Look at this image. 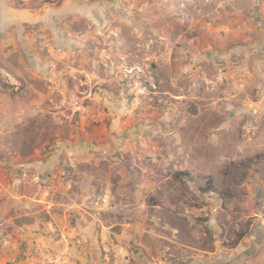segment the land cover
<instances>
[{
  "label": "rangeland",
  "instance_id": "obj_1",
  "mask_svg": "<svg viewBox=\"0 0 264 264\" xmlns=\"http://www.w3.org/2000/svg\"><path fill=\"white\" fill-rule=\"evenodd\" d=\"M9 3L0 264H264V0ZM47 165L98 242L5 253Z\"/></svg>",
  "mask_w": 264,
  "mask_h": 264
},
{
  "label": "crops",
  "instance_id": "obj_2",
  "mask_svg": "<svg viewBox=\"0 0 264 264\" xmlns=\"http://www.w3.org/2000/svg\"><path fill=\"white\" fill-rule=\"evenodd\" d=\"M9 5V0H0V30L6 29V23L18 26L22 22V13H20L21 15L15 12L9 13L6 10L7 8H10L12 11L16 10L9 7ZM1 15H12V17H8L7 21V19ZM16 37L14 33H9L7 37H2L0 39V63L6 62L5 50L7 47L8 50H10V48H18ZM1 70L4 69L2 68ZM52 164H55V161ZM57 168L58 167L53 165H47L43 168L35 167L36 175H46L44 179L46 181V186L38 188L37 184H34L28 192L23 191L19 196H16V198H18L17 203H21V205L23 203V205H27L28 207L30 206V209L27 210L26 216L21 218L18 224L15 223L14 220L9 221L12 223L13 228L11 229V233L7 234V236L9 238H14L17 245L13 246V248H11V246H6L8 251H5V253L14 249L15 253L24 251V253L32 254L33 250L42 243L43 245L48 244L53 246L56 253L58 251L60 254H63L64 251L68 249L73 250L75 248L74 244H70L72 237L88 238L90 241L96 240V230L94 229L93 223L96 224L98 218L94 215H87L84 213L85 208L83 207L87 206L86 202L83 201L85 200L84 192L82 191L79 194L80 196H75V198H63V196L60 195L63 186L60 187L59 184H54L51 178L55 176L54 171L56 170L54 169ZM57 190L60 193L55 196L54 191ZM11 194L13 195V193ZM258 198L264 201V192L259 194ZM33 206L36 207L32 208ZM111 232L112 231L107 228L103 231V234L108 240ZM96 241L98 242V240ZM108 243L109 245L112 244L110 242ZM32 264H39V258L36 257V261L32 260Z\"/></svg>",
  "mask_w": 264,
  "mask_h": 264
},
{
  "label": "built area",
  "instance_id": "obj_3",
  "mask_svg": "<svg viewBox=\"0 0 264 264\" xmlns=\"http://www.w3.org/2000/svg\"><path fill=\"white\" fill-rule=\"evenodd\" d=\"M150 86L153 88V89H155L156 88V84H155V82L153 81V78H151V80H150ZM47 258V257H46ZM46 258H44V262H42V264H47L46 262H50V261H45V259Z\"/></svg>",
  "mask_w": 264,
  "mask_h": 264
}]
</instances>
